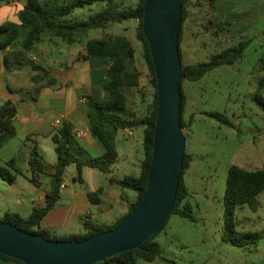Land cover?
<instances>
[{"label": "trees", "instance_id": "trees-1", "mask_svg": "<svg viewBox=\"0 0 264 264\" xmlns=\"http://www.w3.org/2000/svg\"><path fill=\"white\" fill-rule=\"evenodd\" d=\"M12 0H0V5ZM214 0H209L213 3ZM189 0H182V21L178 31L179 54L182 63L181 40L183 25L190 17ZM22 8L17 12L18 21H6L0 24V54L2 53V64L6 71L18 70L29 66L36 73L30 77L31 87L13 89L8 86L10 92L19 93L21 97L28 96L36 100L40 91L41 82L46 79L47 83H54V79L48 76L47 70L38 62L28 56L43 36L48 35L60 39L65 44L77 42L93 28L104 30L113 23L135 21L136 39L141 44V57L148 68L151 84L153 86V98L144 114L136 116L127 107V96L125 89L136 87L140 71L136 64L135 48L130 39L123 35H106L100 38L89 39L85 43V53L79 59L95 57L107 63L106 83L102 86L103 97L86 96L85 115L90 132L95 140L103 148L100 155H87L86 151L75 145L73 140L72 126L68 122L57 128L51 135L54 150L57 156L52 172L45 171V163L35 147L30 149L28 164L31 170L29 180L38 184L36 177H47L50 189L42 206L33 207L31 212L23 217L18 213L4 212L0 216V222H7L28 232L41 234L47 239H65L51 235L46 230L39 228V223L45 214L57 203L60 195V185L63 180L67 166L73 164L76 176L79 177L83 167L96 168L102 172H109L110 165L117 157L115 146V133L118 129H131L137 126L143 127V160L140 163L138 175H127L121 180L110 179L111 183L136 193L134 202L129 204L127 212L113 224L94 225L88 220H83L84 234L73 235L66 239H84L92 234L109 230L117 226L136 206L141 199L147 185V172L151 160V149L153 130L156 120V83L154 68L151 61L148 43L142 33V14L144 0H137L135 5L121 7L115 0H22ZM101 5L100 10L80 18L75 15L77 8L85 5ZM20 38V41H19ZM249 40H242L231 46L223 48L211 54L209 59L191 64L182 63V81H195L203 77L207 72L222 66L232 65L244 53L249 45ZM262 71V80L258 82L256 100L261 113L264 115V98L260 94L262 81L264 80V57L259 59ZM53 81V82H52ZM185 95L181 85V127L187 123L183 120ZM17 108L11 100H6L0 105V147L15 136L16 129L13 119ZM207 116L218 122L233 126L223 113L218 111L207 112ZM189 125V124H188ZM192 157L185 152L183 166L179 177L176 199L170 214L160 225L154 234L149 236L140 247L115 254L104 261L93 264H138V260L152 262L159 259L164 264H176L174 260L161 254L160 244L155 240L156 236L165 227L169 216H178L194 222L192 207L189 202V191L185 184L183 175L188 169ZM15 158H11L0 165V178L7 183H12L19 170L14 165ZM101 190L97 189L89 193L92 197ZM264 191V166L256 169H247L238 165H230L227 169L225 191L222 198L223 203V225L221 239L236 246L247 243H256L260 237L257 231H246L236 229L235 210L247 205L252 211L258 207L257 196ZM0 258L13 260L20 264L23 262L0 253Z\"/></svg>", "mask_w": 264, "mask_h": 264}, {"label": "rangeland", "instance_id": "rangeland-1", "mask_svg": "<svg viewBox=\"0 0 264 264\" xmlns=\"http://www.w3.org/2000/svg\"><path fill=\"white\" fill-rule=\"evenodd\" d=\"M115 1L119 6L127 7L135 5L137 0ZM188 5L190 17L183 25L180 44L183 64L205 61L211 54L238 41L249 40L250 43L232 65L219 66L199 80L185 79L181 82L185 95L183 120L187 123L182 128L185 152L192 157L183 178L195 220L192 222L171 214L155 240L160 244L161 254L176 264H264V191L257 196L256 211L247 205L235 210V228L259 232L258 241L236 246L221 239L222 198L228 167L238 165L256 169L264 166V115L256 100L258 82L262 80L259 59L264 57V0H214L213 3L209 0H189ZM100 7L95 3L76 10L82 18H87L98 12ZM124 24L113 23L108 32H125ZM134 26L135 23L126 32L136 54H140L141 44L136 39ZM87 32L96 36L103 30L93 28ZM46 43H39L33 54L42 57ZM56 56L68 58V50ZM125 94L130 99L131 88L125 89ZM260 94L264 98V80ZM212 111L223 113L233 126L206 115ZM24 148L19 143L17 167L22 169V173L16 175L17 181L12 185L17 188L30 184L23 174L27 173L22 160ZM5 155L6 151L0 153V165H4L2 157ZM143 156L140 145L132 157L133 161ZM45 166L50 169L49 160ZM71 172L75 174L73 164L67 166L64 173L70 175ZM28 175L30 177L31 174ZM43 178L48 182L47 177ZM10 185L0 178V193L3 192L0 210L14 199L7 191ZM138 264L164 262L139 259Z\"/></svg>", "mask_w": 264, "mask_h": 264}, {"label": "crops", "instance_id": "crops-1", "mask_svg": "<svg viewBox=\"0 0 264 264\" xmlns=\"http://www.w3.org/2000/svg\"><path fill=\"white\" fill-rule=\"evenodd\" d=\"M22 4V0H12L7 4H1L0 24L6 21L17 22V12L22 8ZM74 13L82 18L79 11L76 10ZM134 23L136 25L134 21H127L125 24L124 22L119 23V25L124 24L125 32L118 34L128 37L126 31ZM110 25L100 35L90 36L86 32L82 37H78L77 42L73 44H65L60 39L48 35L42 37L39 43H48L44 48V55L37 57L33 54V50L38 49L39 43H37L28 56L33 55L36 62L40 63L47 70L48 76L53 77L55 81L47 83L44 79L36 100H31L28 96L21 97L19 93H12L8 89V86L13 89H29L32 86L30 77L36 72L32 71L29 66L6 71L2 64V53L0 54V105L6 100H11L17 108L16 116L13 119L16 129L15 136L0 147V153L3 151L7 153L2 157V163L5 164L9 159L15 158L14 165L20 172L17 174H21L22 169L17 167L16 153L19 143H22V146L25 147L22 160L25 172H27L23 174L26 181L30 183L29 186L22 188L13 187L12 185L17 181L16 177L12 183H9L11 185L7 191L14 196V199L5 209L0 210L1 215L4 212H14L25 217L33 207L44 205L50 185L40 176L36 177L38 184L29 180L28 174H31L28 164L30 149L35 147L45 164L49 160L50 169L45 166V171L52 172L57 156L51 135L63 122L71 124L74 144L83 148L87 155L97 156L102 153L103 148L90 132L85 115V104L80 102V98L93 95L103 97L102 86L107 80L108 65L99 58L90 57L83 60L78 57L85 53L87 40L106 35H118L108 32ZM67 50L68 58L62 59L56 56ZM135 60L140 76L138 85L131 87L132 95L130 99L127 97V107L131 113L138 116L147 111L152 102L154 90L148 68L139 52L136 54ZM24 69H28L26 73H22ZM57 120L60 121L58 127L55 125ZM79 133L81 136H78ZM142 142L143 127L118 129L115 133L117 157L111 163L109 172L83 167L79 177L76 176V172L75 174L71 172L70 175L64 173L62 180L64 187L60 189L59 199L41 219L39 228L46 230L51 235L68 238L85 233L83 220H88L94 225H108L120 219L127 212L129 204L134 202L136 193L111 183L110 179L121 180L127 175L136 176L139 174L143 158L137 157V160L133 161L132 157L139 146H142ZM97 189L101 191L91 199L89 193ZM2 197L3 192L0 193V198ZM0 264L20 263L0 258Z\"/></svg>", "mask_w": 264, "mask_h": 264}, {"label": "water", "instance_id": "water-1", "mask_svg": "<svg viewBox=\"0 0 264 264\" xmlns=\"http://www.w3.org/2000/svg\"><path fill=\"white\" fill-rule=\"evenodd\" d=\"M182 0H144L142 33L156 83V120L146 189L115 227L84 239H47L0 222V253L24 264H93L132 250L154 234L174 206L185 154L180 123Z\"/></svg>", "mask_w": 264, "mask_h": 264}, {"label": "built area", "instance_id": "built-area-1", "mask_svg": "<svg viewBox=\"0 0 264 264\" xmlns=\"http://www.w3.org/2000/svg\"><path fill=\"white\" fill-rule=\"evenodd\" d=\"M32 59H35V58L32 57ZM80 102L83 103V104H85V102H86L85 97L80 98ZM59 123H60V121L57 120V121L55 122V125L58 127ZM78 136H81V134L79 133ZM60 187H61V188L64 187L63 183H61Z\"/></svg>", "mask_w": 264, "mask_h": 264}]
</instances>
